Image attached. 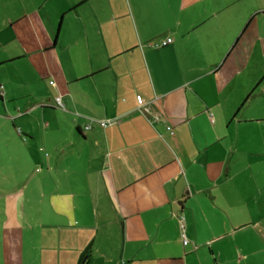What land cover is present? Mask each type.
<instances>
[{"label": "crops", "instance_id": "0c3cea01", "mask_svg": "<svg viewBox=\"0 0 264 264\" xmlns=\"http://www.w3.org/2000/svg\"><path fill=\"white\" fill-rule=\"evenodd\" d=\"M134 1L150 19L162 1L163 29L142 35L124 0H0V164L46 170L0 186L2 264H217L225 222L245 217L264 162V0Z\"/></svg>", "mask_w": 264, "mask_h": 264}, {"label": "rangeland", "instance_id": "374dc122", "mask_svg": "<svg viewBox=\"0 0 264 264\" xmlns=\"http://www.w3.org/2000/svg\"><path fill=\"white\" fill-rule=\"evenodd\" d=\"M122 4V3H121ZM124 10L129 13V16L133 18L134 16L136 19L142 24V20L146 19L145 25L140 27V32L143 35L144 33L153 34L158 33L160 30L163 29L165 23H166V17L164 15L165 12V6L164 4L160 3V6L155 9L154 17L153 19L149 18L148 15V8L139 9L137 4H135L134 0H124L123 2ZM147 7V6H144ZM151 7V6H150ZM152 8V7H151ZM26 79L28 81L30 80V75L28 74L26 76ZM43 93L48 94L51 97V87L48 84H44L43 86ZM47 95V96H48ZM56 115L50 114L47 118V123L53 122V127L57 130L61 129V131L66 132L67 131V118H65L66 114L63 113L61 110H55ZM58 114L62 115V118L58 116ZM56 123V124H55ZM50 154L51 152H47ZM258 161V160H257ZM264 161V160H263ZM8 164H0V186H4L6 184L14 186L18 181H21L19 178V174L21 173L23 167L26 168V173L28 177H34V176H46V170L43 167H40L39 164H11L12 170L8 171ZM3 166L5 169H3ZM251 170H250V184H246V194H245V211L244 215L245 217L238 218V214H236L231 218L232 220H227L225 222L226 230L228 231V235L230 238L231 244H223V242L218 244V248H221L224 246V250L226 252L220 253L219 249H216V261L217 264H224V261L229 260V264H264V162L262 164H258L255 161V158L251 161ZM37 169H40L41 174H37ZM7 174V179H3L1 175ZM248 189V191H247ZM250 190V191H249ZM249 192V193H247ZM27 193H30L27 191ZM33 195V199L30 201H27L26 204V215L30 217L31 215L29 212L33 210V213L35 212L33 206H35V198L36 195ZM237 198L236 203H240L238 200V194L235 195ZM242 197V196H241ZM39 199V196H38ZM46 201V199H44ZM250 200V201H248ZM244 203V201H243ZM4 201L0 200V237H1V228H2V221L3 218L1 214L3 213V207H4ZM29 214V215H28ZM35 216V214H33ZM244 222L246 224L244 230L242 232H235L233 231V227L237 226L240 221ZM223 219L220 221V225L218 226V231L222 233L223 226ZM40 233V231H39ZM34 235H39L37 232L34 233ZM33 235V236H34ZM37 236H35L36 238ZM39 238V236H38ZM43 239V238H42ZM41 239V240H42ZM33 240L32 234H27V249L26 252L31 254L33 258L39 251H41V248H34L33 247ZM40 240V238H39ZM35 241V240H34ZM29 242V243H28ZM46 242L48 245L51 244V240L47 239ZM33 247V249H32ZM45 247H47V244L45 243ZM41 252L39 253V255ZM0 264H2V250L0 248Z\"/></svg>", "mask_w": 264, "mask_h": 264}, {"label": "built area", "instance_id": "2783aa9c", "mask_svg": "<svg viewBox=\"0 0 264 264\" xmlns=\"http://www.w3.org/2000/svg\"><path fill=\"white\" fill-rule=\"evenodd\" d=\"M174 40L171 39V38H168L166 40H164L159 46L157 47H160V48H165L171 44H173ZM51 85H54V83L52 82ZM3 89V88H2ZM55 104H56V107L58 109H61L63 110L64 109V105H63V102H62V98L61 97H58L55 99ZM141 110H143V113L145 115H152V112H151V109L149 106H147V104H144L142 103L141 104ZM154 120H158V118L154 117ZM114 123H116L115 121H104L103 123H101V126L103 128H107L108 126H111L113 125ZM90 128L88 127L87 130H89ZM169 131H171V128L168 129ZM178 222H179V225H180V229H181V234H182V243H183V246L184 247H187L189 246L190 242L188 241L187 239V236H186V222H185V218L183 216H178Z\"/></svg>", "mask_w": 264, "mask_h": 264}]
</instances>
